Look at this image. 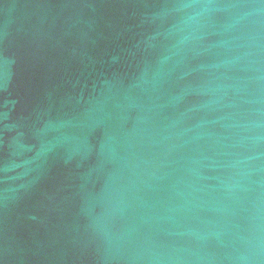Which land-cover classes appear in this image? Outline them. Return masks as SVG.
Instances as JSON below:
<instances>
[{
    "label": "water",
    "instance_id": "1",
    "mask_svg": "<svg viewBox=\"0 0 264 264\" xmlns=\"http://www.w3.org/2000/svg\"><path fill=\"white\" fill-rule=\"evenodd\" d=\"M0 264H264V0H0Z\"/></svg>",
    "mask_w": 264,
    "mask_h": 264
}]
</instances>
